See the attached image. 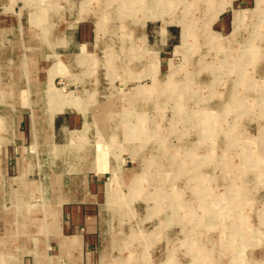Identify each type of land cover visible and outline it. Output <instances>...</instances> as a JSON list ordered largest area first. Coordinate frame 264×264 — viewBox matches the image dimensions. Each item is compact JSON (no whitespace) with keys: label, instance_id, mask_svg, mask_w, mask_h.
Segmentation results:
<instances>
[{"label":"rangeland","instance_id":"rangeland-1","mask_svg":"<svg viewBox=\"0 0 264 264\" xmlns=\"http://www.w3.org/2000/svg\"><path fill=\"white\" fill-rule=\"evenodd\" d=\"M20 1L0 0V28L8 32L5 39L14 42L6 43L0 55L6 59L0 61V264H43L35 250L23 253L32 244H23L22 236H7L2 227L10 224L7 231L15 232L19 224L17 218L8 219L17 212L15 204L20 201L15 155L21 156V166H53V160L58 161L52 154L48 156L46 143L29 140L22 144L17 132L36 133L31 120L47 115L53 120L62 109L77 114L80 122L72 130L76 136L71 142H59L68 145L66 150L53 143L52 150L60 156L68 151L66 164H96L106 177L107 204H112L109 183L113 169L114 174L125 177L118 188L123 217L110 218L112 238L124 236L127 240L131 232L151 236L149 241L158 242L154 264H264V34L258 31L260 27L253 31V23L264 22V0H211L210 7L203 0H166L163 8L153 0H64L62 8L43 0H25V6ZM55 11L62 15L55 17ZM245 11L247 20L238 21L235 16ZM1 14H10L11 29ZM58 19L68 21L59 37L67 26L78 22L97 26L99 41L81 49H87L89 56L53 58L47 39L54 37ZM184 23L186 42L182 38ZM169 32L172 35L167 37ZM190 39L198 44L190 46ZM256 40L260 41L257 45ZM246 44L259 57L252 63L244 60L240 67L248 71L250 66L255 86L253 91L242 89L249 91L248 96L234 95L240 93L233 89L236 73L227 70L229 62L222 63L229 54L231 67L236 68L233 59ZM172 71L173 80L185 81L189 88L186 110H177L179 97L169 98L162 92ZM154 85L157 91L151 90ZM233 97L242 105L226 109L225 101ZM178 111L187 113L176 115ZM198 112H202L200 116ZM193 146L200 153L197 161L193 160L197 150L189 153ZM92 170L87 174L95 177L96 169ZM142 175L139 184L144 192L135 190L134 182ZM29 176L40 182L32 190L40 198L28 205L44 203L46 210L61 188L48 172L32 171ZM148 178L159 190L147 191ZM238 178L245 189L240 186L235 191ZM159 192L164 194L162 199L153 195ZM243 205L245 216L241 214ZM96 206L94 264H105L101 239L104 205ZM1 218L7 220L1 222ZM140 246L132 248L138 254L125 246L130 252L127 255L134 258L125 264H153L143 261L144 247ZM120 251L113 247L109 252L119 261Z\"/></svg>","mask_w":264,"mask_h":264},{"label":"crops","instance_id":"crops-1","mask_svg":"<svg viewBox=\"0 0 264 264\" xmlns=\"http://www.w3.org/2000/svg\"><path fill=\"white\" fill-rule=\"evenodd\" d=\"M11 1L15 2L16 0ZM43 1L57 2L58 4L56 5L59 7L62 4L61 1L64 0ZM238 1L253 2L254 0ZM21 3L24 4L25 0H22ZM60 7L62 8V5ZM255 9H257V7ZM255 9L250 10L253 11ZM62 11H55V17L62 15ZM259 15L256 17L259 18ZM3 16L6 17L7 24H9L7 27L11 29V24L8 19L10 14H1L2 18H4ZM256 17H254L253 20H256ZM67 22L58 19L59 24H57L55 29L54 37L50 40H48L46 37L48 42V50L50 51L51 55L53 58L61 55H74L75 57L89 56L86 52L87 49H84L83 52L81 49L85 45L90 46L92 43L99 41L100 37L97 26L87 21L78 22L72 27L67 26V28L64 30V34L59 37L60 29ZM253 25L255 27L253 29L254 32L258 27H260L258 31L264 34V22H262V24L255 22ZM7 33L8 32L4 33L3 28H0V47L3 46L0 50L1 56V52L4 53V49H6V43L8 44L13 42V40L10 41L5 39L8 38L6 37L8 35ZM9 35H11V32H9ZM170 35H172V33H167V37ZM254 35L256 37L259 36V34L255 33ZM259 43L260 41H255L256 45ZM57 50L58 52L60 50H63L64 52L58 53ZM4 60L6 59L0 58V61ZM79 61L81 62V60ZM62 110L56 113V116L53 120H51V116L49 117L48 115L47 117L38 116L31 120V124H34L36 133L31 131H29V133H25L24 131L17 132V138L22 144L27 143L29 140L31 143H35L38 140L44 144L46 143L48 150H50V152L47 151L49 153L48 156L52 154V158H57L58 161L55 163L53 160V166H49L48 164H27L25 166H21V156L15 155L14 159H16V166L14 169L15 172H19V175L16 177L19 178L20 201L16 202L15 204L17 205L15 208L17 212L12 214L8 219L9 222H13V220L17 218V222L19 224L16 223L18 226L16 228V234L14 235L20 237L22 236L23 244H32V247L26 246L23 248V253L28 254L29 252L32 253L33 250H35L37 259H39L40 262L42 261L43 264H94V249L96 246V240L93 234L96 233V229L93 215L94 211L97 209L96 205L99 206V209L103 205H107L108 195L105 185L106 177L103 173L97 170L98 168H96L94 164L90 165L84 163L85 161L76 164H66L68 163L65 162V160H67L64 157L66 153H64L63 156H58L57 154L54 155L55 152L52 150L51 144L53 143L58 145L57 147L61 148L64 147V150H66V146L68 145H61L60 143H63L64 141L66 142L68 140L71 142L72 139H74L76 134H74L72 130L77 128L78 123L80 122V118L77 114L73 115L74 113L72 112ZM49 122L51 125L53 122L54 124L49 126ZM78 136H80V134H78ZM81 158L75 159L79 162ZM113 168L114 167H112V169ZM77 169L80 171L77 172ZM92 169H96L97 174H95V177L89 176L87 174V172ZM32 171H37L41 175H45V172H48L52 182H54V184L56 183L57 186L61 188V190L57 189L60 191V195H58L57 198L54 197L53 201L51 200L46 210L44 209V203H42L43 206L28 205L33 203V199L38 197L40 198L38 193L32 191L35 188V190H37L38 187L36 186H38L37 184L40 183L39 181L30 178L29 175ZM125 176L127 179L128 175L125 174ZM111 179L109 185L113 193V191L118 190V188L121 186V183L125 181V177L121 176L119 173L117 174L116 172V174H112ZM115 180L117 181L116 189L113 185L115 184ZM112 193L109 195L110 199L112 197ZM24 196L27 197L25 198ZM6 220L7 219L5 218H1V222ZM21 227L22 233L20 232ZM2 229L6 230L7 236H12L11 233H14V231H7L11 229L10 224L3 225ZM1 237L4 239V234H2ZM29 238H31V240H29Z\"/></svg>","mask_w":264,"mask_h":264},{"label":"bare ground","instance_id":"bare-ground-1","mask_svg":"<svg viewBox=\"0 0 264 264\" xmlns=\"http://www.w3.org/2000/svg\"><path fill=\"white\" fill-rule=\"evenodd\" d=\"M59 1V0H58ZM157 0H153L152 2L155 4V6L157 5L158 7H160V8H163L164 6H166L165 4H167V2H166V0H158L157 2H156ZM169 2L170 1H175V0H168ZM204 1H207V4H209L208 6L210 7L211 6V4H212V1L211 0H203V2ZM38 2V1H37ZM47 3H49L50 5H52L51 7H57L56 6V4H58L57 2H53V1H46ZM134 2V1H133ZM135 3V2H134ZM49 4H47V7L49 6ZM138 4V3H137ZM54 5V6H53ZM60 5V4H59ZM61 6V5H60ZM63 7V6H62ZM56 9V8H55ZM247 11H245V12H242L240 15H236L235 16V18L238 20V21H241V19L242 20H247V18H248V14L246 13ZM258 14V13H257ZM109 15V14H108ZM259 15V14H258ZM214 16V15H213ZM87 17V16H86ZM216 18V17H215ZM99 22L100 23H105L102 19H100L99 20ZM189 22V21H188ZM236 23V22H235ZM240 23V22H239ZM258 24L260 23V21L259 22H257ZM237 24V23H236ZM185 25H186V23H184L183 24V34H182V38H183V40H184V42H186V38H185V35H184V31H185ZM208 26V25H207ZM209 27V26H208ZM236 27V26H235ZM206 28V27H205ZM198 41V40H197ZM196 40H194V39H190V40H188V44L190 45V46H193L196 42H197ZM210 41H212V40H210ZM196 44H198V43H196ZM243 46V45H242ZM241 46V47H242ZM85 47V46H84ZM249 48H251L250 47V45L249 44H246L243 48H242V50L240 51V52H236V54H237V56L236 57H234V59H233V63L235 64L234 65V67H236V68H232L231 66L233 65V64H231L230 63V57H228V56H230L229 54H225V56H224V59H223V63L222 64H227L228 62H229V68L227 69V70H229V69H232L233 71H235V73H236V76L234 77V79H233V82H234V85H233V89H237L240 93H235L234 95H241V96H243V95H247L248 96V92H244L242 89L244 88V89H249V90H252L253 88V86L252 85H254L252 82H251V79L253 80V78L250 76V66L247 68L248 69V71L247 70H245V68L243 69V67L241 68L240 67V65H242V63L244 62V60H246V61H250V63H252L253 61L255 62V60L257 59V57H259V56H257L258 55V53H257V55L255 54V52L252 50V52L250 53L249 52ZM255 50V49H254ZM237 51V50H236ZM232 54L235 56V52H232ZM74 56V55H73ZM92 57V56H91ZM85 59V58H84ZM82 61V60H81ZM92 61V60H91ZM252 61V62H251ZM92 63V62H91ZM237 65V66H236ZM86 69V68H85ZM226 70V71H227ZM177 71V70H176ZM173 73H174V71H172V72H170V74H169V76H168V78H167V80L165 81V85H164V87H163V89H162V92L163 93H166L167 95H169V98L170 97H172V96H176V97H179L180 99H181V103H179L178 105H176V108H177V110H186L187 109V107H188V104H189V101H190V94H189V88H188V86H187V84H186V82L185 81H180V82H176V81H174L173 80ZM228 73V72H227ZM234 73V74H235ZM217 75V74H216ZM224 76V75H223ZM222 76H220V78H221ZM215 78V77H214ZM218 78V77H217ZM224 79V78H223ZM246 80V83L244 82ZM218 81V80H217ZM232 83V82H231ZM243 83H245V84H243ZM162 85V84H161ZM222 85V84H221ZM160 86V85H159ZM255 86V85H254ZM139 87V86H138ZM263 87V86H262ZM156 85H154L153 86V88L151 89L152 91H155L156 89ZM160 88V87H159ZM188 88V89H187ZM225 88H227V87H225ZM136 89V88H135ZM138 90H139V88H137ZM224 89V88H223ZM240 89V90H239ZM242 90V91H241ZM141 91V90H140ZM157 91V90H156ZM226 91H227V89H226ZM233 91V90H232ZM253 91V90H252ZM136 92V91H135ZM147 92H148V90H147ZM219 92V91H218ZM139 93V92H138ZM149 93V92H148ZM155 93V92H154ZM224 93H225V91H224ZM223 92H221V97L223 96V94H224ZM233 93V92H232ZM232 93H231V95H232ZM254 93V92H253ZM259 93V92H258ZM142 94V93H141ZM146 93L144 92V95H145ZM217 94V93H216ZM146 95H148V94H146ZM218 95H220V94H218ZM225 95V94H224ZM260 95H261V93H260ZM152 96V95H151ZM143 98V97H142ZM149 98H151V97H149ZM193 99H196V95H193V97H192ZM227 98V97H226ZM198 99V98H197ZM236 100H234V97H233V99H229V100H227V101H225V107H228V108H226V109H231V108H233V106L234 107H239V106H241L242 105V102H240L241 100H239V99H237V98H235ZM245 100H247V99H245ZM256 101V100H255ZM73 103V102H72ZM221 103V102H220ZM259 103V102H258ZM245 104V103H244ZM239 105V106H238ZM158 106V105H157ZM155 108H156V106H155ZM223 109H225V108H223ZM178 111V112H179ZM186 111H183L182 113L181 112H179V113H177L176 115H182V116H185L186 115ZM197 113V112H196ZM202 113V112H201ZM201 113H199L198 112V114H199V116L201 115ZM205 115V114H204ZM217 115H219V114H217ZM206 117V116H205ZM198 118V117H197ZM202 118V117H201ZM200 118V119H201ZM203 119V118H202ZM212 119V118H211ZM205 120V119H204ZM206 121V120H205ZM208 122V121H207ZM34 125V124H33ZM207 128V127H206ZM209 128V127H208ZM207 128V129H208ZM212 129V128H211ZM218 129V128H217ZM165 130V129H164ZM214 130V129H213ZM144 131V130H143ZM143 133V132H142ZM259 135V134H258ZM34 136V135H33ZM35 139V138H34ZM150 139V138H149ZM184 140V139H183ZM186 147V146H185ZM194 147V146H193ZM191 148L190 150H189V153L190 152H192L193 151V149H194V151L195 150H197V149H195V147H197V146H195L194 148ZM97 152V151H96ZM66 153H68V151H66ZM181 153V152H180ZM196 153V152H195ZM195 153H193V155H194V158H193V160L195 161H197V159L199 158V152H198V150H197V156L195 155ZM56 153H54V155H55ZM57 155L58 156H60L61 154H59V153H57ZM191 155H192V153H191ZM192 160V161H193ZM199 161V160H198ZM94 165H96V164H94ZM95 168V167H94ZM114 174V173H113ZM136 175V174H135ZM144 175V174H143ZM138 176L137 178H136V180L134 181L135 182V184H136V187H135V190L137 189V190H139V191H142V192H144L145 190H144V187L143 188H140L141 187V184H139L140 183V181H142V180H144V179H142V178H144V176ZM137 176V175H136ZM199 177H201V176H198L197 178L199 179ZM117 178V177H116ZM112 180V179H111ZM146 180V179H145ZM148 180H150V181H148V182H150L149 184H150V186H148L146 189H148L147 191H151V192H154L155 191V188H159V186H156V182H153L154 180L152 179L151 180V178L149 179L148 178ZM200 180V179H199ZM241 179H235L234 180V182H235V187H234V190L236 191V189H238L240 186H241V184H240V181ZM244 180V179H243ZM198 181V180H197ZM111 182V181H110ZM151 182H153V183H151ZM201 182H203L202 180H200V183ZM244 182V181H243ZM117 181L115 180V184H113L114 185V188L116 189V186H117ZM245 183H247V182H244V185H245ZM144 184V183H143ZM146 184V183H145ZM155 185V186H154ZM145 187H146V185H145ZM244 187V189H245V186H241V188L240 189H242ZM142 189V190H141ZM239 189V190H240ZM159 190V189H158ZM118 191L119 190H114L113 191V193H112V197H111V203L112 204H107V205H104V207H103V209L101 210L102 211V219H101V221H102V224H103V227H102V231H103V233H102V238L101 239H103V249H105V255H104V251L102 250V255H103V257L105 256L106 257V260H105V264H117V263H119V264H125V262H132V260H134V258L132 257L133 255H127V254H129L130 252H127V250L125 249V246H127V248L128 249H130V250H132V248L134 247L135 249H136V246L138 247L139 246V249H140V245H142L144 248H142V249H144V254L142 255V257H143V261H152V263L154 264V262L156 261V260H158L157 259V257H153V255H154V252H156L155 251V249H156V244L158 243L156 240H155V236H153V238H154V240L155 241H149L148 240V238H150L151 236H148L147 234H142L141 232H138V234H131V233H129V234H127V240H123V238H124V236H123V238H119V239H117L115 236L112 238V232H111V229H110V223H112L111 222V217H113V215H115L116 217H123L122 215H121V211L119 210L120 209V206L122 205V207H123V203L121 202V200H122V198H120V197H122V196H120V194L118 193ZM238 191V190H237ZM136 192V191H135ZM141 192V193H142ZM241 193V192H240ZM137 195H140V194H138L137 193ZM137 195H132L131 197H136ZM149 195V194H148ZM151 195V194H150ZM153 195L154 196H157V197H159L160 199H162V197L164 196V194L163 193H161V192H159V194H157V193H153ZM207 195V194H206ZM208 196V195H207ZM145 197H148L146 194H145ZM151 197V196H150ZM176 197V196H175ZM206 198V197H205ZM135 199V198H134ZM150 199V198H149ZM156 200L157 198H151L150 200ZM209 199H211V198H209ZM176 200V199H175ZM131 201V200H130ZM125 204V203H124ZM127 204V203H126ZM250 204V203H249ZM178 206V205H177ZM246 206V205H245ZM127 207V206H126ZM187 209H189V207L187 208ZM243 209H244V205H243V207L241 208V214H244L243 213ZM175 210H177V209H175ZM220 214V213H219ZM211 215V214H210ZM238 215H239V213H238ZM128 216V215H127ZM133 216V215H132ZM218 216V215H217ZM220 216H224L223 214L222 215H220ZM227 216V215H226ZM244 216H245V214H244ZM128 217H130V216H128ZM219 217V216H218ZM217 217V218H218ZM111 218V219H110ZM243 219H244V217H242ZM132 219V218H131ZM120 220V219H119ZM219 220V219H218ZM125 222V221H124ZM130 222V221H129ZM243 223H244V221H243ZM264 223V222H263ZM124 227V226H123ZM110 229V230H109ZM120 229V228H119ZM17 231V230H16ZM16 231L14 232V233H11L12 235H14V234H16ZM110 231V232H109ZM244 231V230H243ZM125 235V234H124ZM172 235V234H171ZM209 235V234H208ZM232 235H233V232H232ZM16 236V235H15ZM185 236V235H184ZM234 236V235H233ZM236 236V235H235ZM244 236V235H243ZM242 236V237H243ZM148 237V238H147ZM199 237V236H198ZM207 238H209V237H207ZM199 239V238H198ZM198 239H197V241H198ZM232 240V239H231ZM243 240V239H242ZM138 241V242H137ZM196 241V242H197ZM230 241V240H229ZM254 242V241H253ZM200 243V242H199ZM243 243H245V242H243ZM165 244V243H164ZM246 244V243H245ZM161 245V244H160ZM169 245V244H168ZM190 245V244H189ZM203 246V245H202ZM206 246V245H205ZM204 246V247H205ZM211 246V245H210ZM113 247H118L119 249L121 248V251L120 252H122V250H123V253H121V255H120V259H119V261H117L116 259L114 260L112 257H111V253L109 252L110 251V249H112ZM191 247V246H190ZM235 247V246H234ZM146 248V249H145ZM209 248V247H208ZM138 249V250H139ZM191 249V248H190ZM190 249L188 250V251H190ZM132 251H134L136 254H138V252L137 251H135L134 249L132 250ZM233 251H235V250H233ZM211 252V251H210ZM234 257V256H233ZM165 259H166V257H165ZM141 260V259H140ZM164 262H166V261H164ZM135 263V262H134ZM146 263V262H145ZM144 263V264H145ZM156 263V262H155ZM261 263V262H260ZM148 264H149V262H148ZM161 264H164L163 262H161Z\"/></svg>","mask_w":264,"mask_h":264}]
</instances>
